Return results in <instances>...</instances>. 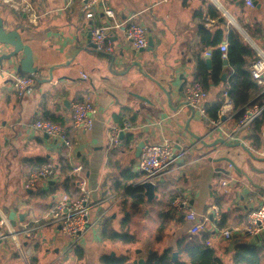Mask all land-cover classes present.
<instances>
[{
    "label": "crops",
    "instance_id": "obj_1",
    "mask_svg": "<svg viewBox=\"0 0 264 264\" xmlns=\"http://www.w3.org/2000/svg\"><path fill=\"white\" fill-rule=\"evenodd\" d=\"M217 1L220 8L211 0H109L114 21L121 24L119 29L108 30L115 46L111 55L100 54L91 47V32L113 23L98 8L93 17L87 19L78 2H10L16 13L7 16V26L18 23L23 28L21 35L32 49L37 73L34 84L18 96L12 85V77L29 74H19L5 67L0 69V225L4 231L11 232L0 243V264H104L101 260L103 256L126 257V264H138L140 260L145 264L152 252L158 255L167 249L171 250V254L177 252V242L183 237L188 238L185 233L191 235V223L185 219V215L193 212L191 206L201 196L198 188L202 178L200 174L208 176L207 187L212 193V198L203 205L202 214L207 218V223L201 232L209 233L206 242H210L208 247L214 250L221 264H226L225 258L231 264L236 243L243 241L254 244L252 237L246 236L243 230L248 214L264 198V158L256 155L264 146V125L258 133L261 140L259 147L253 145L256 132L251 128L231 138L228 136L238 111L233 109L229 96L227 99L224 96V87L232 74L229 65H222L224 80L221 79L218 85L210 86L206 91V107L219 98L223 100L218 111L219 125L210 120L207 114L202 117L192 110L186 105L185 97L181 98L177 92L181 82L179 75L186 79L184 96L186 88L193 82L195 55L201 49L200 29L213 31L220 28L226 34L232 28L241 39L245 38L242 40L246 42L248 38L251 41L247 43L257 55L259 52L264 54V0H256L258 8L251 0V6L247 5V0ZM5 3L6 0H0L1 15ZM209 6L216 9L223 19L222 23L211 17ZM25 12L28 16L22 20ZM226 17L229 19L226 20ZM128 23L145 27L146 41L151 37L153 42L150 51L139 52L124 39L123 29ZM206 51L209 50H204L201 55L204 61L209 59L204 55ZM50 67H53L52 80L40 83L39 80L48 79ZM157 83L163 87L171 86L170 106ZM134 95L142 96L145 100ZM83 99L92 102L96 114L89 131L75 132L70 128L71 105ZM124 108L129 111H124ZM132 114H135L134 122L129 121L128 116ZM46 115L61 118V125L74 143L72 149L51 142L33 128L34 122L46 119ZM115 115L119 116L121 123L116 122ZM125 120L129 121L130 129L122 133L123 137L131 133L135 139L129 147H123L120 143L119 147L111 149L108 144L109 132L113 127H122ZM198 122H203L205 126ZM123 137H120V141ZM142 141L144 145L167 142L173 148V156L162 176L153 183V197L147 201L143 193V204L133 210L129 204L122 208V197L113 189L112 181L118 177L121 169L139 172L137 164L140 156L135 157V148ZM215 141L218 143L214 149L206 148L202 143ZM220 141L233 146L226 147ZM244 148L250 151L253 158ZM117 152L131 153L132 158L126 166H121L116 157L112 158ZM222 157L234 162L249 181L229 163L213 161ZM46 164L55 168V175L46 182L40 180L26 189L29 174ZM78 166L89 192L91 218H98L99 222L98 230L89 227L91 232L86 231L71 246L70 239L59 228L46 224V217L59 198L79 197L74 183L76 177L69 176L71 169ZM216 168H222L227 174L216 172ZM252 169L263 172L257 173ZM170 176L176 180L175 188L183 192L170 203L173 215H179L174 220L172 213L167 214L168 219L175 222V225L168 226L171 232L167 235L165 232L154 235L151 232L144 235L131 232L132 216L139 209L153 204V200L158 201L159 189ZM140 178L136 184H141ZM215 181L218 183L217 189L212 188ZM182 197L188 200L185 207L188 206L190 210L186 212L183 210L185 207L181 210L174 207V200ZM117 208L119 214L113 211ZM11 211L14 213V227L8 220ZM146 212L144 216H147ZM125 214L129 216L126 230L133 236V242L100 237L103 220L111 217V227L120 231V222ZM222 219L224 226L218 227ZM28 227L33 230L26 236L24 231ZM221 230H229L232 238L223 240L219 235ZM93 240H96L95 243ZM195 240L199 241L200 237ZM106 241L123 246H108ZM254 245L264 246V239ZM177 262L189 264L183 253H178Z\"/></svg>",
    "mask_w": 264,
    "mask_h": 264
},
{
    "label": "built area",
    "instance_id": "obj_2",
    "mask_svg": "<svg viewBox=\"0 0 264 264\" xmlns=\"http://www.w3.org/2000/svg\"><path fill=\"white\" fill-rule=\"evenodd\" d=\"M14 2L16 0H6V2ZM217 8H220L217 0H211ZM78 2L87 19L93 17L97 8L101 10L103 15L112 19L113 23L103 27L94 29L90 34V42L94 46V50L103 55H111L114 53L115 46L108 34L109 29H119L121 24L115 23L114 12L109 6V0H68V4ZM247 5L251 6V1L247 0ZM124 39L131 44L133 49L139 50L146 47V29L145 27L136 24L128 23L124 29ZM218 50L221 52L222 57L225 58L227 50V44L224 42L218 46ZM205 57L210 56V52H204ZM259 59L256 60L250 68L251 77L257 81L258 84L263 82L264 77V54L259 52ZM86 77V76H83ZM35 74L29 75H14L12 77V85L17 95H22L28 88H30L35 82ZM227 99V94L224 93ZM207 99V93L203 86L199 82H193L185 91V101L187 105L197 112L202 117H206L205 101ZM263 106L254 104L247 106L243 114L236 118L231 133L228 135L230 138L235 136L242 130L249 128L251 123L260 116ZM96 114V109L92 102L88 99L75 101L71 105V118L70 128L75 132H87L93 125V118ZM216 125H219V121H214ZM33 128L36 131L46 135L48 139L53 140V143L60 144L66 149L70 150L74 147V143L67 135L66 128L54 121L47 119H40L34 122ZM130 129V123L125 120L122 127H113L109 132L108 144L111 149H115L120 146V134ZM50 140V141H51ZM173 156V148L167 142L161 144H145L141 150V154L138 160L137 169L142 173V177L139 183L152 182L155 183L160 176L164 173L166 167L170 164ZM260 156L264 158V146L260 152ZM81 167L72 168L69 172V176L76 177L74 183L79 190V197L69 199L66 196L59 198L54 202L53 206L48 212L46 217V224L53 225L59 228V230L70 239V245L74 246L79 238L84 234L89 227L96 225L99 222L98 218L92 219L91 217V201L89 198V192L86 189L85 179L81 178ZM55 175V168L46 164L42 167L32 171L25 184V188H31L35 186L40 180H47ZM225 185L224 182L221 183ZM188 203V200L184 197L174 200V207L178 210L184 208ZM216 213V211H215ZM185 219L191 223L189 233L191 235L199 234L205 229L207 218L197 217L194 212L189 211L185 215ZM32 228H26L24 234L30 235ZM243 233L248 237H253L264 233V198L247 216L246 226ZM10 230L4 231L0 225V243L5 237H8ZM220 237L227 241L232 238L229 230H221ZM206 246H210V242H205Z\"/></svg>",
    "mask_w": 264,
    "mask_h": 264
},
{
    "label": "trees",
    "instance_id": "obj_3",
    "mask_svg": "<svg viewBox=\"0 0 264 264\" xmlns=\"http://www.w3.org/2000/svg\"><path fill=\"white\" fill-rule=\"evenodd\" d=\"M212 18L217 19L218 23H222L223 19L219 13L212 6L208 7ZM199 44L201 49L196 53V66L193 75V82H199L205 91L210 86H216L221 82V72L223 61L226 60L232 69V74L227 80L224 92L229 96L233 109L238 110L235 114L236 118L240 117L244 112V106H258L264 105V92L251 100V96L259 91V84L250 75L251 65L259 59L256 52L246 44L240 35L234 30L229 29L225 34L220 28L213 31L208 29L198 30ZM222 42L227 44L225 58H222L221 52L218 50V45ZM210 51L209 59L211 67L208 70L207 65L202 58L204 50ZM264 80V77H263ZM192 82V83H193ZM260 99L261 101H258ZM222 99L209 104L206 107V114L210 120H218V111L222 105ZM124 111H129L124 108ZM130 113V112H129ZM135 114L129 115V121L134 122ZM46 119L55 121L62 124L61 118L57 119L53 116L46 115ZM116 122L121 123L119 116L115 115ZM132 124V123H131ZM264 125V109L261 111L260 116L257 117L249 126L251 131L256 132L254 135L253 145L259 147L261 145L260 136L258 133ZM252 137V136H251ZM133 135L126 133L120 141L123 147H129L132 143ZM142 177L140 172H132L130 169H121L117 178L112 181V187L115 191L119 192L122 197V208L129 204L131 210L144 203V189L141 184H136V181ZM174 197H170L172 202ZM128 215L120 222V231H116L111 227V217L103 220L100 226V237L112 241H122L124 243L133 242V236L126 230L128 224ZM182 221V220H181ZM218 227L224 226V220L220 221ZM200 240L190 238H181L177 244L176 249L178 253H183L188 258L189 264H221L220 259L216 256L214 250L205 245L206 240L209 238V233L201 232ZM264 246H257L247 242H238L234 245L231 254V264H264ZM104 264H126V257H110L103 256L101 258ZM145 264H185L184 262L171 263V250L167 249L164 253L158 255L152 252Z\"/></svg>",
    "mask_w": 264,
    "mask_h": 264
},
{
    "label": "water",
    "instance_id": "obj_4",
    "mask_svg": "<svg viewBox=\"0 0 264 264\" xmlns=\"http://www.w3.org/2000/svg\"><path fill=\"white\" fill-rule=\"evenodd\" d=\"M253 5L257 6V8L259 7L258 4H256V0H251ZM27 17L24 14L22 16V20H25ZM20 24L18 23H14L11 26H4V24L2 23V20L0 18V69H3V67H5V69H13L15 70L17 73L19 74H35L37 73V67L34 66V61H33V54H32V49L30 48L29 45H27L23 38H22V32H23V28L21 29V27L19 26ZM12 27V28H11ZM91 47L94 48V46L91 44ZM153 48V42L151 37L147 38V45L144 48L139 49V52H144V51H150ZM113 58L111 61V64H113ZM205 63L207 65V68L210 69V60L207 58L205 59ZM138 65V64H136ZM223 65L227 66L228 63L226 60L223 61ZM53 70V67H50L49 69V77L48 79H42L39 80L40 83H47L50 82L52 80V74L51 71ZM225 78V73H223L221 75V79L224 80ZM178 79L181 81L180 85L177 89V92L179 94V96L181 98H184V84L186 82V79L182 76L179 75ZM171 84V83H170ZM157 86L159 87V89L161 90V92H163L165 98H166V102L168 104V106L171 105V86L167 85L166 87L161 86L159 83H157ZM136 98H139L141 100H145L144 97L139 96V95H134ZM187 105V103H186ZM46 136V135H45ZM120 137H123V134L121 133ZM193 138H195L196 140H198V137L193 136ZM223 145H225L226 147H232L233 145L231 144H227L224 141H220ZM145 142H139L135 148V157L138 158L141 154V150L144 146ZM203 145L206 148H215V145L218 143L217 141L211 143V144H205L204 142H202ZM179 148V146H177ZM243 148V146H242ZM244 151L247 152V154L253 158L252 154L250 153V151L246 148H244ZM214 162H220V161H225L227 163L230 164V166L236 170L237 172H239L240 174H242L248 181L249 179L247 178L246 174L243 172H240L237 167L235 166L234 162H232L229 158L227 157H222V158H218L216 160H213ZM249 163V160H247ZM253 171L257 172V173H261L263 171L261 170H255L252 169ZM216 172H221V173H225L227 174V172H225L222 168H216L215 170ZM142 187L144 188L145 192V196L147 197V201H149L153 195H154V184L152 182H144L141 184ZM256 188H259V186L254 185ZM14 218V213L11 211L8 217L9 220V224L14 227L15 226V222L13 220ZM264 239V233H261L259 235H255L251 238V242L254 244H258L261 240ZM178 259V253L177 252H173L171 254V262L175 263ZM135 263V262H134ZM138 264H143V261L140 260L138 262Z\"/></svg>",
    "mask_w": 264,
    "mask_h": 264
},
{
    "label": "rangeland",
    "instance_id": "obj_5",
    "mask_svg": "<svg viewBox=\"0 0 264 264\" xmlns=\"http://www.w3.org/2000/svg\"><path fill=\"white\" fill-rule=\"evenodd\" d=\"M21 7H22V5H21ZM228 19L229 18L226 17V20H228ZM242 39H245V38L242 37ZM246 40L248 42L250 41L248 38ZM247 41L246 42L244 41V42L247 43ZM100 58H103V57H100ZM104 60H107V59L105 58ZM143 74L146 75V73H143ZM144 78H146V77L144 76ZM262 92H264V84H263V82L261 84H259V91L254 93L251 96V98L252 99L256 98ZM258 101H261V100L258 99ZM198 123L201 126H203V127L205 126V124L203 122H198ZM52 141L53 140H51V142ZM130 154L131 153H129V152H127L125 154H121V153L117 152L115 154V156H113L112 158L116 157L118 159V163L121 166H126L125 164L128 162L129 159L132 158V156ZM256 155L260 156V153L259 154L257 153ZM200 175H201L202 178L200 180L198 188L200 189V195L201 196H200L199 199L195 200L194 204L191 206V209L193 210V212L195 213V215L197 217L203 216V214H202L203 205L210 198H212V193L209 192L208 187H207V184L209 183L208 176L205 177L203 174H200ZM43 182H46V180H44ZM175 182H176V180H174L173 177L171 178V176L166 178L165 181H164V185L162 187H160V189H159L158 193H160V195H159L158 201H154L153 200V204H151V205L149 204V206L146 207L145 209L142 208V209H139L138 211H136V214L133 215L132 218L130 219L129 228H130L131 232H136L137 234L140 233L141 235H144V234H146L148 232L153 233V235L154 234H158V233L159 234H163L165 232V235H167L168 232H171V229H168V226L169 225H175L174 220H177L179 218V215H176V214L173 215V213H172L173 210H171L172 208H170L171 207V205H170L171 202L169 201V198H170V196L178 198L181 195V193H183L182 191H179V190H177L175 188L176 187V184H174ZM213 184L214 185L212 186V188L213 189H217L218 188L217 181L213 182ZM146 210H147V212H146L147 216H144L145 214H143V213ZM183 210H184V212H186V211H188L190 209L187 206ZM113 211H115L117 214H119L120 210L117 208V209H114ZM168 213H170V214L172 213L171 215H172V218L174 220H169L168 219V217H167ZM119 216H120L119 218H121V215H119ZM51 226L54 227L53 225H51ZM91 228L93 230H98V225L96 224V225L92 226ZM116 228H118V226ZM87 231H90V229H88ZM201 234L202 233L200 232L199 234L195 235V237H194V236L189 235L188 233H185V236L190 238V239L191 238L192 239H196V238H199L201 236ZM95 241L96 240H93L94 243H95ZM106 245H108V246H111V245H113V246H123L120 243L112 244L109 241H106ZM88 258L90 259V254H88ZM225 261H226V264H230L229 260L227 261L226 258H225Z\"/></svg>",
    "mask_w": 264,
    "mask_h": 264
},
{
    "label": "flooded vegetation",
    "instance_id": "obj_6",
    "mask_svg": "<svg viewBox=\"0 0 264 264\" xmlns=\"http://www.w3.org/2000/svg\"><path fill=\"white\" fill-rule=\"evenodd\" d=\"M2 2H4V0H2ZM2 7H3L2 8L3 13H2V15L0 14V18H1L4 26L7 27V22H6L7 16L11 15L12 13L15 14L16 12H15V10H12L13 7L11 6L9 1H7L5 4H3ZM27 14L28 13L25 12L26 17L28 16Z\"/></svg>",
    "mask_w": 264,
    "mask_h": 264
}]
</instances>
